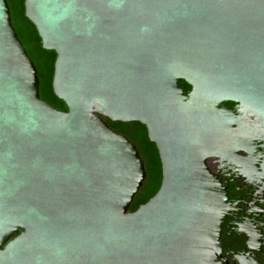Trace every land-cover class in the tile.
<instances>
[{
	"label": "water",
	"instance_id": "water-1",
	"mask_svg": "<svg viewBox=\"0 0 264 264\" xmlns=\"http://www.w3.org/2000/svg\"><path fill=\"white\" fill-rule=\"evenodd\" d=\"M25 7L68 112L41 100L0 0V264H217L227 192L208 162L249 146L247 115L264 125V0ZM105 119L143 124L159 151L161 189L134 213L145 163Z\"/></svg>",
	"mask_w": 264,
	"mask_h": 264
},
{
	"label": "flooded vegetation",
	"instance_id": "flooded-vegetation-1",
	"mask_svg": "<svg viewBox=\"0 0 264 264\" xmlns=\"http://www.w3.org/2000/svg\"><path fill=\"white\" fill-rule=\"evenodd\" d=\"M223 107L245 115L235 103ZM236 128L249 146L232 162H208L227 192L217 264H264V125L249 114Z\"/></svg>",
	"mask_w": 264,
	"mask_h": 264
},
{
	"label": "trees",
	"instance_id": "trees-1",
	"mask_svg": "<svg viewBox=\"0 0 264 264\" xmlns=\"http://www.w3.org/2000/svg\"><path fill=\"white\" fill-rule=\"evenodd\" d=\"M26 0H8L13 26L29 57L35 64L40 79L41 100L49 103L61 112H68L65 102L60 100L53 89L57 54L44 49L36 26L26 16ZM190 93L192 87L183 82ZM109 127L119 135L127 137L138 149L145 163L147 178L134 199L130 212H136L147 204L160 191L163 181V169L157 146L151 142L146 126L139 122L121 123L105 119Z\"/></svg>",
	"mask_w": 264,
	"mask_h": 264
}]
</instances>
